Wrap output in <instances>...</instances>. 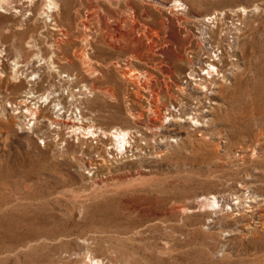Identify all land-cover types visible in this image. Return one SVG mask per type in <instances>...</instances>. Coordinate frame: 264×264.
Masks as SVG:
<instances>
[{
    "label": "rangeland",
    "instance_id": "374dc122",
    "mask_svg": "<svg viewBox=\"0 0 264 264\" xmlns=\"http://www.w3.org/2000/svg\"><path fill=\"white\" fill-rule=\"evenodd\" d=\"M5 3L0 264H264V0H58L60 14L69 13L58 30L41 14L44 0L35 9ZM230 12L239 21L230 23ZM206 15L219 19L217 37L227 34L223 63L233 74H215L203 94L183 80L201 28L214 25ZM84 37L95 41L88 62L106 77L83 74L72 44ZM56 39L70 63H48ZM91 82L90 96L71 100L70 91ZM29 88L37 100L53 92L59 105L57 96L35 105L28 98L38 115L23 125L8 104ZM194 113L199 122L188 119ZM66 121L86 130L72 133ZM90 128H124L141 149L86 138Z\"/></svg>",
    "mask_w": 264,
    "mask_h": 264
},
{
    "label": "bare ground",
    "instance_id": "6f19581e",
    "mask_svg": "<svg viewBox=\"0 0 264 264\" xmlns=\"http://www.w3.org/2000/svg\"><path fill=\"white\" fill-rule=\"evenodd\" d=\"M40 1L41 0H35V1H33V0H16L18 5L20 6V8H27V9L29 8V6L33 7L34 9L37 8ZM44 1H45V8H44V12H42L41 14H44L45 16H48L49 18H51L50 21L52 23L51 25H52L53 30L60 29V28H58V27H60L58 24V22L60 21L59 16L62 15V16L68 17L69 13L66 12L67 10H63V12L60 14L61 10H60L58 0H44ZM5 2H7V0H0V9L4 8L5 5H7L9 3V2L5 3ZM176 2L179 3L178 1H176ZM255 9H257V8L255 7ZM31 10L32 9H29V11H31ZM241 12H244V13L247 12V14H248L250 12V10H248V9L246 10L245 8H241ZM217 14H219V13H217ZM240 18H239L238 12H230V18H229L230 23H232V22L234 23L235 21H239ZM216 20H219V19H217L215 17V15H213V16H207L206 15L203 17L202 21L207 22V23L209 22V24L214 23V25L210 26V25L206 24L205 27L201 28V30H202L201 38H200L201 40L199 43H197V49L195 50V52H191L190 53L191 55H189L187 57V63L190 66V70H189L188 76H186V78H184V80H183L184 87L187 86L188 84L191 85L190 83L193 82L194 83L193 86L195 85L196 87L204 90L203 94H206V91L208 90L207 85L212 83V79L215 78V74L217 75L216 78L219 79L220 81H226L225 75L227 76V75L233 74L232 67L226 68L225 67L226 64L223 63V59L226 56L230 57V55H228V53L226 52V48L224 47V42H225V40H227L226 39L227 34H226V32H224V34L222 36L217 37L216 29H218V26L216 24H218L220 22H218V21L216 22ZM149 41L151 42V44L149 46L150 47L149 50L151 51L152 47L155 45V42H156L153 39V35L149 38ZM93 42H95L93 37H88V38L84 37L79 42L75 41V43L72 44V47H73L72 53L74 54L75 58L79 62L80 66L83 68V71H82L83 74L85 76H88V77L99 74L98 73L99 71L97 72L96 70H94L93 66L88 62V60H89L88 59V56H89L88 53H89L90 46ZM27 43L33 45L34 41L29 39ZM60 45H61V41L59 39H56L52 43V45H51L52 48H55V50L59 53H57V52L52 53V56L50 57L49 62L47 61L49 64H51V65L54 64L55 63L54 61H56L57 57L64 62H69V63L71 62L68 54H63V56L60 57V53H61ZM40 60L42 61V58H40ZM152 61L154 62L152 64L154 68H157L158 64L161 66L160 61L158 63L155 60H152ZM44 63H45V61H44ZM181 63H183V62H181ZM195 66H197V69L199 70L198 72L195 70ZM19 67H21V66H17L16 70L13 69L15 71L13 79L18 80V81H19V79H18V68ZM205 69H206V71H204ZM225 70H226V73H223V72H225ZM221 73H223V75ZM21 74H22V72H21ZM99 75H100V79L103 77H106V74H99ZM141 75H142V77L143 76L145 77L144 87L148 86L150 84L149 80L152 77L151 74L147 70H144ZM24 78L27 79L26 76H24ZM129 78L131 81L134 80V78L131 75H129ZM206 79H210V80L207 82ZM70 80L73 83H75L74 81L77 82V77L73 75L72 78H70ZM7 83L5 81L4 88L5 87H6V89L12 88V86L9 85V83L8 84ZM13 86H16V85H13ZM95 89H96L95 83L91 82L90 86L83 84V85H81V87L78 90H72V91H70L69 94H70L71 100L74 99V101H77L76 98L84 99L87 96V94H89V96H90L92 93V90H95ZM74 91L77 93H74ZM55 96H57V98H58V95H55L53 92H48V94L46 96H44V97L40 96L39 99L37 100V96L34 94L33 89L29 88L28 91L26 92V94H24L21 98L14 100L11 104H8V106L12 107V104H13V106L15 107L13 110L14 111L17 110L16 114L21 115L20 117H22L23 125H27V124H30L31 120H36L37 119L36 117L38 115L37 111L32 110V109L38 108V106H34L33 108H29L28 103H30L31 101H28V98L36 99V102L33 103V105H35L37 102H39L40 104H42L43 102L44 103L45 102L50 103L52 101V98H54ZM57 98H55V100H56L55 102H58V103L53 104L54 106L59 105V101H58L59 98L58 99ZM177 104H178V110L183 115L180 117H182V118L184 117L183 119H185V116L187 113H185L186 110H184V108H183L184 105L181 102H178ZM58 109H61V107H59ZM173 109H175V108L173 107ZM166 110L168 111L169 117H174L173 114L171 113V111H169L168 109H166ZM127 115L131 118H135V115L133 113H131L129 109L127 110ZM196 115L197 114L194 113V115H192L191 117H189V116H187V117H188V119L191 118V120L199 122V116L198 115L196 116ZM175 116H176V114H175ZM45 119H47L49 121V125L52 127H55V126H53L54 124L55 125L59 124L58 122H56L54 120H49L48 118H45ZM80 120H82L81 116H80ZM188 123L191 126H194V123H192L190 120H188ZM200 123H201V121H200ZM68 125H69V122L66 121V123H64V126L66 127ZM68 128L71 129L72 133L76 132L78 130L80 131L83 129L81 126L75 127L74 125H70V126H68ZM113 129L114 130H109L108 132L103 131L101 129H98L99 131L98 130L97 131L101 134L102 138H104V139H108V136H109L112 139L111 141L113 142V145H115L116 148L119 147L120 149H124L125 152L130 151V153H131L133 151V148H135L137 150L141 149L139 147V145H137V144H135V146H132V144L130 142L131 135H130V132H128V130H126L124 128H113ZM84 130H86V129H84ZM84 130H82V131H84ZM87 131H88L87 133L90 135L86 138L94 137L96 139V137L100 136V134L95 135L96 131L91 129V128L88 129ZM98 140L101 142V139H98ZM102 148L104 149L103 152H105V149L106 150L112 149V148H106L105 145H103V144H102ZM113 149H114V147H113ZM78 150L82 155H84L86 153V151L83 150L82 147H80ZM101 150L102 149H100V148L97 149L96 153L98 155H100V153H102ZM212 198H213V202H215L216 204L219 203L215 196H212ZM234 199L237 200L238 198L235 197ZM6 251H10V250H6ZM92 262H95V264H97V263L102 264L101 260L90 258L89 263L91 264Z\"/></svg>",
    "mask_w": 264,
    "mask_h": 264
}]
</instances>
